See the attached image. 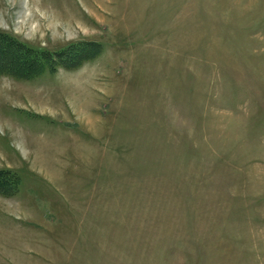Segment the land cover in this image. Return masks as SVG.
<instances>
[{
	"label": "rangeland",
	"instance_id": "obj_1",
	"mask_svg": "<svg viewBox=\"0 0 264 264\" xmlns=\"http://www.w3.org/2000/svg\"><path fill=\"white\" fill-rule=\"evenodd\" d=\"M0 42L42 61L0 76V264H264V0H0Z\"/></svg>",
	"mask_w": 264,
	"mask_h": 264
},
{
	"label": "trees",
	"instance_id": "obj_2",
	"mask_svg": "<svg viewBox=\"0 0 264 264\" xmlns=\"http://www.w3.org/2000/svg\"><path fill=\"white\" fill-rule=\"evenodd\" d=\"M0 46L4 47L3 49H5L6 53L7 52L9 53V56L12 59L11 64H9L8 66L5 65L3 67H0V76L2 74H8V73H10V75L15 74L17 78H23V79L33 78L34 75L37 76L36 72L34 73V67L37 68L38 64H42V61L35 59V57L26 56L29 59L22 57V55H33V53L29 52L28 50L24 49L21 45H19L20 47L19 54L22 53V55L14 54L12 56V53L15 52L16 46L12 47V45L10 46L4 45L2 42H0ZM0 175H2L1 172H0ZM3 183L5 184V181H3ZM0 190L3 191V193L0 192L1 195H4L6 193L5 188L4 190L3 189H0Z\"/></svg>",
	"mask_w": 264,
	"mask_h": 264
}]
</instances>
